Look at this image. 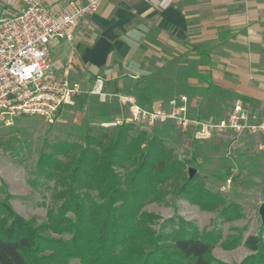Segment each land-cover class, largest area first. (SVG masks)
<instances>
[{"label": "trees", "instance_id": "trees-1", "mask_svg": "<svg viewBox=\"0 0 264 264\" xmlns=\"http://www.w3.org/2000/svg\"><path fill=\"white\" fill-rule=\"evenodd\" d=\"M192 53L199 58L186 54L181 75L186 80H206L201 67L209 64L208 57L199 48ZM210 90L212 86L192 94L204 96ZM132 128L126 122L115 129L100 127L89 130L80 142H56L51 146L53 153L41 151L39 176L54 181V206L47 221L37 226L13 209L12 196L6 193L0 200V264L216 261L213 250L221 242V231L200 234L179 216L159 223L156 229L161 217L144 208L152 203L169 205L172 195L203 211L217 212L222 223L240 219V208L207 188L198 175L190 179L189 163L176 157L157 135L144 131L133 135ZM241 240L242 236L235 237L224 247L235 248ZM244 245L252 254L241 264H264L262 235L248 237Z\"/></svg>", "mask_w": 264, "mask_h": 264}, {"label": "rangeland", "instance_id": "rangeland-1", "mask_svg": "<svg viewBox=\"0 0 264 264\" xmlns=\"http://www.w3.org/2000/svg\"><path fill=\"white\" fill-rule=\"evenodd\" d=\"M185 59H168L156 72L135 79L125 91L140 106L149 109L165 104L176 95L196 99L199 96H193L192 91L202 87L190 85L192 79L186 80L181 75L185 71ZM116 95L110 96L107 103L84 96L74 107L61 109L51 121L21 117L9 126L0 127V200L8 193L12 196L10 204L19 215L37 226L46 222L48 211L54 206L55 184L39 176L41 151L53 153L51 146L58 141L80 142L89 130L115 129L128 123L130 107L122 105ZM209 96L212 104L207 106V114L202 117H221L230 110L224 104L227 95L213 90ZM132 127L130 133L133 135L140 131L157 135L176 157L197 170L194 176L198 175L207 188L219 193L227 203L236 204L242 214L236 221L222 223L217 212L203 211L188 200H174L170 195L169 205L152 203L144 208L161 217L155 228L159 229V223L179 216L195 226L200 234L221 231V242L213 250L216 260L213 264H241L252 254L244 245L245 240L261 235L264 239V225L258 215L259 207L264 203V138L258 134L226 132L209 141H199L194 131L184 132L172 123L149 129ZM169 229L167 227L166 231ZM239 236L242 240L237 247H224V243ZM71 264L81 263L73 260Z\"/></svg>", "mask_w": 264, "mask_h": 264}, {"label": "crops", "instance_id": "crops-1", "mask_svg": "<svg viewBox=\"0 0 264 264\" xmlns=\"http://www.w3.org/2000/svg\"><path fill=\"white\" fill-rule=\"evenodd\" d=\"M85 1L43 4L62 15ZM22 5V0H0V20L15 17ZM50 48L55 78L68 70L69 79L85 88L102 79L111 96H130L125 89L135 79L156 72L168 59L199 58L192 53L199 48L209 59L201 67L207 79L189 83L212 90L192 98L193 116L207 114L209 93L217 90L228 96L224 104L230 109L221 117L242 105L264 120V0H106L81 22L73 42L54 39Z\"/></svg>", "mask_w": 264, "mask_h": 264}, {"label": "built area", "instance_id": "built-area-1", "mask_svg": "<svg viewBox=\"0 0 264 264\" xmlns=\"http://www.w3.org/2000/svg\"><path fill=\"white\" fill-rule=\"evenodd\" d=\"M106 0H86L68 13L59 15L46 8L43 0H22L21 11L12 18L0 20V127L11 125L21 117H36L51 121L61 111L72 108L84 96L104 103L111 95L105 81L97 79L89 88L65 77H54L50 43L54 39L73 42L77 28ZM130 107L128 123L149 129L172 123L184 132L194 131L199 141L232 132L236 135L258 134L264 138V120L259 121L242 105L221 118L193 116L192 101L179 95L153 108H144L127 95H116ZM230 182V181H229Z\"/></svg>", "mask_w": 264, "mask_h": 264}, {"label": "water", "instance_id": "water-1", "mask_svg": "<svg viewBox=\"0 0 264 264\" xmlns=\"http://www.w3.org/2000/svg\"><path fill=\"white\" fill-rule=\"evenodd\" d=\"M188 173H189V178L191 179L197 173V170L194 169L193 167H189ZM258 215L260 217L262 224L264 225V203L260 205L259 210H258Z\"/></svg>", "mask_w": 264, "mask_h": 264}]
</instances>
